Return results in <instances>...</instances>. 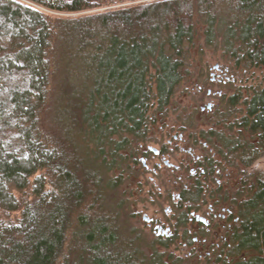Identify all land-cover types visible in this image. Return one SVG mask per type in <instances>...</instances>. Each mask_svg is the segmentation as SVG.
<instances>
[{
    "label": "trees",
    "instance_id": "obj_1",
    "mask_svg": "<svg viewBox=\"0 0 264 264\" xmlns=\"http://www.w3.org/2000/svg\"><path fill=\"white\" fill-rule=\"evenodd\" d=\"M124 1L0 0V264H168L166 241L127 223L118 189L194 54L263 78L221 97L210 121L224 129L191 135L219 157L204 155L192 197L222 161L264 156V0L112 7ZM240 186L230 264H264V171Z\"/></svg>",
    "mask_w": 264,
    "mask_h": 264
},
{
    "label": "rangeland",
    "instance_id": "obj_2",
    "mask_svg": "<svg viewBox=\"0 0 264 264\" xmlns=\"http://www.w3.org/2000/svg\"><path fill=\"white\" fill-rule=\"evenodd\" d=\"M143 1L147 0L124 1L112 7L134 5ZM44 11L52 15H67L50 12L45 9ZM91 11L94 12L96 10ZM193 58L194 63L192 64L191 72L194 75H188L187 79L183 80L180 89L172 98L167 115L162 118L158 117L156 123L150 125L146 140L137 143L140 149V153L136 155L138 163H130L132 170L125 172L124 183L118 189L128 201L123 217L129 225L137 228L143 234L142 237H144L146 242L152 241L155 235L146 228L143 216L161 218L167 214L170 215L166 209L174 199L171 194L177 191V189L173 188V181L176 176H188V170L191 167L192 169L195 168L194 159L196 156L200 154L204 156L207 153L212 154L210 151L212 147L209 144V146L203 145L204 139L199 138L197 141H193L191 135L211 127L218 130L224 129L222 126L213 125L210 121V118H212L210 114L218 107L221 97L232 95L236 89H240L242 96L245 97L248 95L250 88L256 86L263 78L262 70L252 69L244 71L237 69L232 65V62L221 56L220 53H214L210 50H206L201 58H198L197 54H194ZM201 69L203 71L200 75ZM208 104H211L210 110L207 107ZM191 114L193 115V126L188 125L191 123ZM226 132L229 133L230 131L226 130ZM179 134H182L184 141L179 139ZM187 138L196 146L193 151H189L190 145L185 142ZM175 142L177 143L175 144ZM147 146L152 149H164L165 147L170 149L171 146H174V151L167 157L168 162L177 164L180 160L186 161V165H189L187 166V171L183 173L173 172L169 167L162 164L161 168H157L156 172H153L152 168L159 158H153L152 153H147ZM142 157H144L145 165L142 164ZM215 158L219 157L215 156ZM225 169H222L221 175L216 178L224 184L225 190H233L238 180L249 178V176L257 172L264 171V156L254 161L250 166ZM202 182L204 184L202 199L205 201L204 204L207 205L212 202L209 191L216 189L218 183L216 184L215 177L206 181L203 179ZM243 194L246 195V193ZM167 195L168 197L165 198ZM212 244H215V242ZM143 248L147 250L148 247L143 245ZM157 248H160L159 245H157ZM160 249L167 254L169 258L167 260L168 264H215L212 248H196L195 251V248H186L181 242H178L175 246L171 245L167 249ZM189 251L193 253L188 254ZM206 255L209 258H205Z\"/></svg>",
    "mask_w": 264,
    "mask_h": 264
},
{
    "label": "flooded vegetation",
    "instance_id": "obj_3",
    "mask_svg": "<svg viewBox=\"0 0 264 264\" xmlns=\"http://www.w3.org/2000/svg\"><path fill=\"white\" fill-rule=\"evenodd\" d=\"M207 107L210 110L211 104H208ZM179 139L181 141L184 139L182 134H179ZM185 142L190 145L189 151L195 149L196 146L193 142L191 143L190 139H185ZM169 143L171 142L169 141ZM203 145L209 146L206 141ZM147 147V153H152L153 158H159L152 168L153 172H156L157 168H161L162 164L169 167L173 172L183 173L187 171V166L189 165H186V161L180 160L177 164L168 162L167 157L174 151V146H171L170 149H166V147L164 149ZM210 151L212 152V156H217L212 149ZM141 161L145 165L144 157L141 158ZM204 161L205 159L202 154L196 156L194 159L195 168L192 169L191 167L188 170V176L183 177L178 175L174 179L173 188L177 189V191L171 194L174 199L166 209L170 215L167 214L169 215L168 217L166 215L161 218L157 216H143L146 222L145 226L148 228V231L154 233L155 238L165 240L166 244H168L167 247L171 245L175 246L176 243L181 242L186 248H195V251L196 248H212L215 264H230L232 259V256L229 254V250L232 248L231 237L234 235V230L239 224L237 203L240 200L238 193L241 187V180H238L237 184L235 183L236 187L233 190H225L224 184L216 177L221 175L222 169L235 167L226 164L224 161L220 165H215V172L212 177H215V182L218 185H216V189L209 191L212 202L205 205V201L201 197H192V186L197 184L195 179L206 177L210 168V166L201 163ZM146 168L148 167L146 166ZM167 197L168 195L165 198ZM213 242L215 244H212ZM159 247L165 248L164 245H159ZM190 253L193 252L189 251L188 254ZM205 258L209 257L206 255Z\"/></svg>",
    "mask_w": 264,
    "mask_h": 264
}]
</instances>
